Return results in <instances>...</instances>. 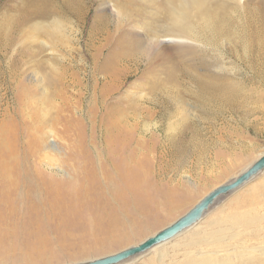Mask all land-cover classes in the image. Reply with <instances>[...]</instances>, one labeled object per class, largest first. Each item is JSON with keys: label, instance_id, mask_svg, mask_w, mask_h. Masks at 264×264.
Masks as SVG:
<instances>
[{"label": "rangeland", "instance_id": "374dc122", "mask_svg": "<svg viewBox=\"0 0 264 264\" xmlns=\"http://www.w3.org/2000/svg\"><path fill=\"white\" fill-rule=\"evenodd\" d=\"M120 1L134 34L146 4ZM222 2L203 28L201 54L223 66L210 83L180 57L132 61L126 81L107 82L92 55L115 29L113 0H0V264H74L137 244L264 154V0ZM37 7L49 18L25 22ZM197 89L216 97L198 102ZM216 205L164 249L195 245L213 220L231 247L257 243L264 172Z\"/></svg>", "mask_w": 264, "mask_h": 264}, {"label": "bare ground", "instance_id": "6f19581e", "mask_svg": "<svg viewBox=\"0 0 264 264\" xmlns=\"http://www.w3.org/2000/svg\"><path fill=\"white\" fill-rule=\"evenodd\" d=\"M142 1L146 4V9H148L150 16L147 18V20L143 25H140V30L135 32L134 34L128 32V28L121 24L122 18H125L126 15L123 11V3L120 0H113L112 5L114 9L110 11L109 16L103 14L105 15V17H111V19L113 18L112 19L113 22L116 21L117 23L114 26L115 29L113 31L110 27L108 28L106 27L107 25L109 26L110 22L106 24L104 28V32H106L107 30V34L105 33L106 36L104 37L105 40L100 45L96 46L97 51L92 55V58H93L94 66H98V67L102 66L101 71L107 82L109 81L116 82L117 80L120 79L122 80L124 76H125L124 79L126 81V78H128V74H127L128 68H125L124 66H130L131 63L135 62L138 66V61L143 60L145 66H147V68L150 69L148 66H156V64L158 65L159 62L163 60L172 59L175 57H180V59H185L186 61H188L191 67L199 66L201 69L198 67V72L196 71V69L194 72H197L199 77L205 82L207 81L213 83L214 78L217 79L218 77H220L219 74H217V72H213V71H215L216 69L215 67L222 68L223 66H216L217 65L216 63H213L214 66H211V61L205 55L201 54V51H203L202 48L205 45L207 39L204 35L205 32L203 31V28L204 25L208 26L216 18L221 19L222 17L221 12L217 11L216 7H221V8L225 7L226 10H228L229 8L227 6L229 5V3L222 2L228 0H142ZM241 1L242 0H235V5L239 6L242 3ZM49 13H50L49 11L47 12L45 9L37 7L35 10H31V12L29 11V15H30L28 17L29 19L28 18L26 19L27 15L26 16L23 15V16H25L24 17L26 19L25 22L29 20L37 21V20H45L46 18H49L48 16ZM99 19H100L99 13L96 12L95 21L97 22ZM38 25L41 27L42 23L39 22ZM61 27H62L61 20L59 18H55L53 20V23L51 24V28L55 32H57L60 30ZM170 46L180 49L177 52H171L168 50ZM176 62H178V60ZM212 67L213 69L214 68L215 69L212 70ZM202 69L205 70V72H202ZM174 76L175 74H173V77ZM204 84L202 83L200 87L203 88L202 86ZM104 88H106V91L104 89V93L107 96L112 94L111 90L106 85L104 86ZM112 88H118V84L113 85ZM197 91L198 92L195 93L194 98L196 99V101L201 102L203 104H205L206 101L207 104L208 101L210 103V101H212L213 98L216 97L214 96L215 94H213L211 91L208 90L205 92L204 89L202 90L197 89ZM225 99L229 100V98H225ZM177 100H179V98ZM259 158H257L256 160H258ZM256 160H254L250 165H248L247 168H245L243 171H241L238 175H236L232 179H235L241 173L246 171ZM263 172L264 170L261 171L255 177H253L250 181L242 185L240 188L231 192L230 195L224 196L220 199L228 198L231 195L237 193L239 190L249 185V183H251L254 179L259 177L260 174H262ZM232 179H229L227 181H230ZM220 199H218L216 204L220 201ZM219 205L221 204L219 203ZM219 205H214V206L218 207ZM214 206L212 209L206 212L198 222H196L194 225H192L190 228L186 229L185 231L179 233L173 239H170L165 243L163 242L158 245H155L154 247H152V249H150L146 253L133 257L120 264H129L132 262H136L137 260L143 258L147 254H150L149 258L151 260V264H264V237H261V239L257 243L254 242L253 245H242L237 249L233 248L229 243L230 238L232 236L230 230L224 228L215 229L216 226H214V223L217 224L219 220H213L208 223V225L211 226L212 229L207 234L206 238L198 239L195 242V245H191L189 247L186 246V244H184L185 251L183 250L181 252L179 251L181 249H176V246H174L175 243L174 244L172 243L174 247H172L173 250L170 251L171 253H169V251L164 249L163 246H166L168 243L171 244V242L175 238H178L179 236H182L189 230H192L191 228L195 227L196 224H198L199 222L201 221L203 222L204 221L203 219H205L209 215V213L216 208ZM258 221H259L258 217H253L248 220V222L250 223H256ZM186 236L187 235H185L184 239L190 238V236L188 237ZM206 242H208V244L204 246ZM223 245L228 247L224 249ZM179 254H181V257L178 258Z\"/></svg>", "mask_w": 264, "mask_h": 264}, {"label": "water", "instance_id": "95a60500", "mask_svg": "<svg viewBox=\"0 0 264 264\" xmlns=\"http://www.w3.org/2000/svg\"><path fill=\"white\" fill-rule=\"evenodd\" d=\"M264 170V154L256 160L246 171L241 173L235 179L227 181L213 188L194 206L181 215L176 221L160 229L153 235L149 236L142 242L127 246L115 253L101 256L88 261L78 262L76 264H120L138 255H142L152 249L155 245L165 243L173 239L179 233L190 228L198 222L206 212L216 205L218 199L230 195L231 192L240 188L242 185L250 181L253 177Z\"/></svg>", "mask_w": 264, "mask_h": 264}]
</instances>
